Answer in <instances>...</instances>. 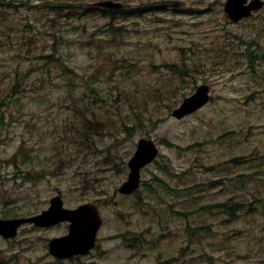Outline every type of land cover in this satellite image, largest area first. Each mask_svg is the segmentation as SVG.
Segmentation results:
<instances>
[{
  "label": "rangeland",
  "instance_id": "obj_1",
  "mask_svg": "<svg viewBox=\"0 0 264 264\" xmlns=\"http://www.w3.org/2000/svg\"><path fill=\"white\" fill-rule=\"evenodd\" d=\"M114 1L128 9L177 1L179 6L195 11L144 10L141 15L119 20L117 24L126 26L129 33L114 54L124 57L121 62H127L113 64L105 51L82 40H88L91 34L104 36L106 31L101 25L107 22L106 18L85 17L82 22L86 30H79L74 27L78 20H58L57 25L51 26L47 17L52 14L36 15L46 8L28 9L32 18L44 20L35 27L44 40L55 32L83 44V49L68 61L75 72L84 78L92 75L94 84L105 85L108 92H117L116 86L120 85L128 93L125 100L113 95L112 104L108 96L105 103L96 107H101L98 120L83 140L78 129L72 137L69 135L70 126L79 118L69 108L71 100L66 98L69 83L56 77L54 66L44 83H30L29 88L33 87L22 97L21 108L13 102L0 105V121L4 123L0 124V218L39 213L59 190L67 207L104 200L127 178V162L137 141L151 137L159 144L161 155L143 169L139 198L144 203H137L135 196L119 195L118 206H102L105 222L98 233V248L104 254L85 256L84 264L93 259L107 264L106 257L114 250L110 247L118 240L115 236L144 235L142 230L149 227L163 250H169L173 241L182 244L183 236H188V264H210L208 254L215 256L216 264H264V213L242 212L240 216L249 215L251 219L226 220L216 204L231 194L223 192L227 182L212 169L213 165L227 164L233 156L253 158L251 164L234 167L235 174H241L252 190L259 185L255 194L264 196V163L255 164L264 154V59L262 70L256 73L243 55L244 38L251 35V26L257 28L259 20L231 22L224 13L225 0ZM256 15H264V8ZM17 61L13 50L7 59L0 53V72L10 71ZM43 63L40 60L39 64ZM173 63L187 67L185 81L164 65ZM18 64L29 69V61L21 57ZM37 69L31 73V81L48 72L45 65ZM133 70L138 84L129 81ZM105 73L109 76L104 78ZM205 83L211 86V102L184 119L173 117L171 111ZM75 86H79L78 81ZM80 95V91L75 94L76 101L81 100ZM33 96L40 98V106L34 105L37 101ZM98 96L102 101V95ZM85 102L86 95L82 99ZM255 177L263 178L262 182L252 184ZM220 180L221 188L215 187ZM187 186L185 191L182 187ZM251 200L264 208V202H257L254 195ZM169 202L176 211L185 213L174 216L171 207L164 210ZM252 220L260 227L255 228ZM187 221L191 227L184 231ZM66 231V223L56 228L26 224L13 239L0 236V264H56L48 254V240ZM150 248L158 250L155 246ZM155 255L150 252L141 256L147 257L141 258L139 264L154 262Z\"/></svg>",
  "mask_w": 264,
  "mask_h": 264
},
{
  "label": "trees",
  "instance_id": "obj_2",
  "mask_svg": "<svg viewBox=\"0 0 264 264\" xmlns=\"http://www.w3.org/2000/svg\"><path fill=\"white\" fill-rule=\"evenodd\" d=\"M35 1L42 2L43 0H0V53L4 54V59H7V55L13 50L14 57L18 59L17 64L10 71L0 72V105L6 106V103L9 105L10 102H13L21 108L22 97L26 96L30 88L38 85L37 81L40 80L39 83H44L46 81L44 79L46 75L51 73L50 67L54 66L58 71L56 77L63 78L69 83L67 88V94L69 96H66V98L71 100L69 108L72 109L74 114L79 118L78 122L73 123L70 126L69 135L72 137L74 131L78 129V134L81 135V139L83 140L87 134L91 133L90 129L92 123L98 120L97 116L101 107H96L100 103H105L108 96L110 97L111 104L113 95H115L116 99L125 100L128 90L125 86L117 85V92H114L113 90L108 92L105 85L94 84L95 81L91 80L93 77L92 75L87 76L88 78H84L75 72L68 61H71L74 55L78 53L79 49H83V44L78 42L75 38L67 37L64 34L55 32L50 36L49 40H44L38 34L39 30H36L35 28L39 21L40 23H43L44 20H38L37 17L52 14V16L50 15L47 17V23L51 26L57 25L58 20H78V24L74 27H78L79 30H86V24L85 22H82L85 17L98 15L101 18H106L107 22L105 21L106 23L101 25V29L106 31L104 32L106 33L104 36L91 34L88 40H82L86 41L90 46H94L95 48L98 47L101 51H105L109 60L113 64H116L127 62H121L124 57H118L114 52L116 51L117 46L124 44L126 35L129 33L126 26L117 23L127 15L141 14L144 9L143 7L135 9H109L99 7L97 5L98 0H48L45 4L35 3ZM33 7L46 8V13L39 10V13L36 14L37 17L32 18L31 12L28 9ZM183 9H186L188 12L194 10L193 8L190 9L185 7ZM208 11L209 10H207V12ZM256 18L260 21V24L258 21L257 28L255 25L250 27L249 30L253 31L248 38H244L245 49L243 55L245 56V61L250 63L248 64L249 68H252L256 73H259L262 70V60L264 59V35L262 34V32H264V15H259ZM59 24H61V21ZM46 43L48 44L46 45ZM19 57H21L23 61H29V69L28 67L25 69L20 68V64H18ZM40 60L44 63L39 64ZM42 65H45L48 68V72L44 71L42 78L41 76H36L34 80L31 81V73L36 72L38 70L37 68L42 67ZM164 65H166L176 77L182 78L185 81L186 76L188 75V72L185 71L187 67H183L179 63ZM133 71L134 73L129 78V81H135L136 84H138V77L135 70ZM107 76H109V74H103L104 78ZM76 81L79 82V86L77 87L75 86ZM32 82L34 84L29 88V85H31L30 83ZM147 88L148 86H145V91H147ZM79 91L81 93L79 99L81 100L76 101L75 94ZM99 94L102 95V101L99 100ZM85 95L88 97V102L82 103V99L85 98ZM33 97L34 98L32 99L37 101L34 105L36 107L40 106V98L36 99L35 96ZM120 115H122V113ZM107 120L108 119L105 120V124L107 123ZM123 121L131 123L129 118H124ZM0 124L4 123L0 121ZM20 146L23 147V144ZM261 157L264 158V154H260L255 164L264 163V160L262 161ZM252 159H246L242 156H233L227 164H221V166L216 164L212 167L218 175H223L221 177L223 182H227V189L223 190V192H229L231 194L224 202L221 201L218 203L220 208L218 211L225 213L226 218H228L226 220L237 219L238 217H241L242 219L244 217L251 219L249 215L240 216V213L242 212L252 214V212L257 211L264 213V208H260L255 202H253L254 200H251V195H254V199L257 202H264V196H260L257 193L255 194V191H259V185L252 190L251 185L248 184L247 180H242V175L235 174L236 171L234 170V167H239L244 163L251 164ZM235 178H238L241 181L237 182L235 181ZM230 179L231 182L228 183ZM255 179L256 180L252 182V184L255 182H262L263 178L255 177ZM219 183H222V180L218 181L217 184H215V187L219 186L221 188V184ZM211 184L214 185V183ZM170 192L175 193V191L171 189ZM170 207L175 209L172 203ZM253 223L255 228L260 227L258 222L253 221ZM211 260L214 262V258L208 259V261Z\"/></svg>",
  "mask_w": 264,
  "mask_h": 264
},
{
  "label": "water",
  "instance_id": "obj_3",
  "mask_svg": "<svg viewBox=\"0 0 264 264\" xmlns=\"http://www.w3.org/2000/svg\"><path fill=\"white\" fill-rule=\"evenodd\" d=\"M107 6H121L111 1L101 2ZM264 5L263 0H227L225 11L228 16L238 21L243 17L250 16L253 10ZM209 86L201 85L197 91L185 98L182 104L173 111V115L182 118L205 105L209 99ZM159 149L156 143L150 138L139 140L137 151L129 161L131 171L128 179L120 186L122 193H132L140 186L141 168L157 157ZM62 220H69L70 232L62 237L53 238L50 242V250L53 254L66 257L73 253H86L95 244L96 235L103 222V216L95 201L81 204L76 208L63 206L61 195L51 199V205L47 210L31 216L16 218H0V234L9 238L18 233V228L26 222H34L39 226H48Z\"/></svg>",
  "mask_w": 264,
  "mask_h": 264
},
{
  "label": "flooded vegetation",
  "instance_id": "obj_4",
  "mask_svg": "<svg viewBox=\"0 0 264 264\" xmlns=\"http://www.w3.org/2000/svg\"><path fill=\"white\" fill-rule=\"evenodd\" d=\"M66 226H67V231L65 233L68 232V226L69 224L67 222ZM62 223H57L55 225H51L49 226L50 228H56L61 226ZM30 226H33L32 224H30ZM35 227V226H33ZM49 227H45V228H49ZM36 228V227H35ZM60 234V235H64ZM52 238V237H51ZM50 238V239H51ZM115 238H117L118 240H115V242L113 243L114 245L111 246L110 248H113L114 250H111L107 257H106V263L107 264H139L140 262H142L140 259L141 258H146V257H141L144 256L145 254H149V252H141L139 251V234L138 235H131V236H115ZM49 239V240H50ZM48 240V242H49ZM99 244L96 246V250H92L89 254H87L86 256H92L95 257L94 255L96 253L101 254V252L104 251H99ZM101 245V244H100ZM184 254L186 253V247H184ZM48 254L50 256H52L54 258V262H56V264H84L83 260V255L80 254H75L73 256H67V257H60L58 258V256H55L53 254H51L48 250ZM100 257V256H99ZM156 259H159V256L156 257ZM177 259H178V264H186V257L184 256L182 257H176L175 252L171 253V256L168 258L167 262L170 264H177ZM158 261H154V262H149L147 264H157ZM90 264H95V261H91Z\"/></svg>",
  "mask_w": 264,
  "mask_h": 264
}]
</instances>
